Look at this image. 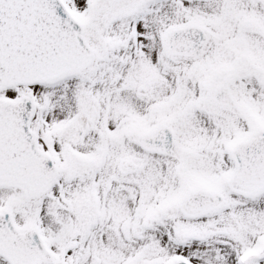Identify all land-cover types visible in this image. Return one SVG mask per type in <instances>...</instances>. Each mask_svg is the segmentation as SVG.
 Returning <instances> with one entry per match:
<instances>
[{"label": "snow or ice", "instance_id": "6c2138e0", "mask_svg": "<svg viewBox=\"0 0 264 264\" xmlns=\"http://www.w3.org/2000/svg\"><path fill=\"white\" fill-rule=\"evenodd\" d=\"M0 264H264V0H0Z\"/></svg>", "mask_w": 264, "mask_h": 264}]
</instances>
